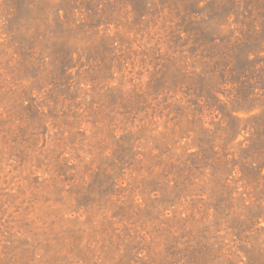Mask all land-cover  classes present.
Segmentation results:
<instances>
[{
  "label": "rangeland",
  "instance_id": "1",
  "mask_svg": "<svg viewBox=\"0 0 264 264\" xmlns=\"http://www.w3.org/2000/svg\"><path fill=\"white\" fill-rule=\"evenodd\" d=\"M0 264H264V0H0Z\"/></svg>",
  "mask_w": 264,
  "mask_h": 264
},
{
  "label": "trees",
  "instance_id": "2",
  "mask_svg": "<svg viewBox=\"0 0 264 264\" xmlns=\"http://www.w3.org/2000/svg\"><path fill=\"white\" fill-rule=\"evenodd\" d=\"M258 169H260V167Z\"/></svg>",
  "mask_w": 264,
  "mask_h": 264
}]
</instances>
